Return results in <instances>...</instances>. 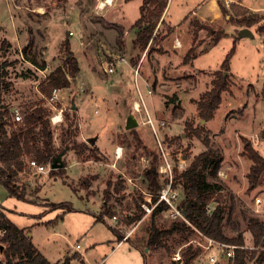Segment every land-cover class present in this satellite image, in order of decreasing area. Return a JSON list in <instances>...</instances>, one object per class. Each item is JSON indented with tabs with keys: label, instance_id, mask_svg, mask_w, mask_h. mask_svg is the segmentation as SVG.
<instances>
[{
	"label": "rangeland",
	"instance_id": "374dc122",
	"mask_svg": "<svg viewBox=\"0 0 264 264\" xmlns=\"http://www.w3.org/2000/svg\"><path fill=\"white\" fill-rule=\"evenodd\" d=\"M99 1L0 0V111L9 123L6 128L13 124L12 109L17 107L21 111L26 105L40 102L42 98L41 104L49 110V119L57 108L63 109L61 122L53 124L50 121L56 147L60 146L61 129L70 123L72 131L61 156L66 165L63 173L53 175L56 177L53 178L46 171L34 177L35 167L26 164L25 171L18 173L20 183L17 182V185L23 184L25 195L34 197L31 190L35 188L36 193L41 195V176L46 179L52 177L42 187L43 196L48 201H63L67 205L47 208L42 218L50 219L48 223H36L37 218L21 213H10V217L34 233L37 247L50 261L60 262L65 257H61L62 254L67 251L70 264H182L174 260L172 254L181 252L182 247L192 243L200 248L192 264H202L207 252L215 247L204 249L201 246L205 244L204 236L197 229L182 245H175L168 239L170 252L165 248H143L142 242L138 241L146 237L151 218L138 208L141 192L133 183L146 188L142 182L147 167L144 159L150 162V153L157 150L151 128L141 124L146 116L143 114L140 117L129 105L132 97L140 101L141 94L155 124H159L158 132L175 162L180 156L188 165L204 149L201 138L186 134V122H191L193 127L201 124L210 131L211 146L221 152L222 160L215 175L210 173L211 169L205 171L207 180L214 184L208 192V210L219 204L223 232L228 236L242 234L245 248L261 250L253 246L247 223L249 217L264 219V176L261 184L249 187L246 173L251 161L241 152L243 137H246L264 156V31L257 30L259 24H264V18L249 26L254 34L250 37L241 36L240 25L229 20V16L220 13L212 22L207 13V19H199L206 25L197 30V55L186 63L183 58L191 38L186 34L182 20L198 0H169L165 21L179 27L180 38L187 39L183 40V46L175 51V55L171 53L173 48L169 39L164 40L162 36L165 28L157 32L156 26L155 39L143 51L133 44L134 34L128 28L140 15L142 0H113L103 8H98ZM247 1L255 4L264 0ZM234 11L230 10L231 13ZM120 24L127 32L129 30V34L125 33L126 37L118 27ZM3 25L10 29L6 31ZM58 27L60 37L49 38ZM79 28L81 32L87 30L86 39ZM113 28L118 31L116 41L112 34H107ZM20 29H29L27 41L15 39V32ZM214 29L226 32L216 43L212 42ZM70 30L73 35L69 34ZM98 32L107 36L102 37ZM66 39L75 52L80 69L70 86L63 88L64 98L53 102L55 109L39 92L38 84L44 74L62 64L65 54L63 42ZM233 44L235 50L229 60V87L222 92V101L213 118L205 121L199 117L197 101L211 87L216 69ZM26 46L30 55L36 54L39 61L45 60V70L25 58L22 51ZM117 56L125 57L127 63H116L114 72H104L102 66ZM138 63L139 75L135 76L133 66ZM140 75L149 78L147 84L152 94L148 93ZM73 104L76 109H73ZM5 110L10 116H6ZM63 111L69 113L71 122L65 119ZM129 117L137 120L132 129L125 127ZM161 121L165 124L160 125ZM93 135L110 153L114 144L121 145V157L115 161L111 158L112 154H100L96 149L93 153L88 149L79 150L76 145L89 144L88 137ZM134 135L138 136L139 142ZM159 163L160 158H157V165ZM157 179L162 181L158 175ZM256 198H259V206L255 203ZM23 206L33 207L18 201V207ZM69 207L71 210L67 209ZM108 210L109 214H105ZM101 213L104 219L96 220ZM111 213L117 214V222L111 218ZM135 214L140 215L136 220L132 219L137 216ZM153 222L156 226L167 227L172 220L157 215ZM113 227L121 234L131 232L129 238L116 245L118 238ZM76 244L80 245L79 254L74 249ZM4 248L0 239L2 259ZM231 262L221 255L216 264ZM246 264L264 262L258 263L253 258L247 259Z\"/></svg>",
	"mask_w": 264,
	"mask_h": 264
},
{
	"label": "trees",
	"instance_id": "16d2710c",
	"mask_svg": "<svg viewBox=\"0 0 264 264\" xmlns=\"http://www.w3.org/2000/svg\"><path fill=\"white\" fill-rule=\"evenodd\" d=\"M167 3L168 0H142L139 7L140 15L132 23V27L137 28L132 42L134 45L140 47L141 51L155 39L156 35L154 31L162 18ZM218 6L224 16L229 15V20L239 24L240 27L255 25L264 18V14L258 15L257 13H251L252 11L244 7H237V10L231 13L219 1ZM192 25L195 27L193 41L186 50L183 58L186 63L191 62L197 55V47L199 44V41L197 42V30L205 28L198 21H193ZM257 30L263 32L264 24H259ZM223 35V30H215L212 42L216 43ZM28 46L24 47L22 51L25 58L39 69L46 68L45 60L39 61L36 54L30 55ZM63 46L65 48V54L62 64L49 71L39 81L38 90L45 97L50 95L54 87L61 89L69 87L79 72L78 59L70 48L68 39L63 42ZM234 50L235 44H233L225 55L220 68L216 70V77L211 80V87L204 91L197 101L199 117L205 121L213 118L215 109L222 101V92L229 87V60ZM41 102L42 98L40 102H34L22 108L20 111L22 121L20 122L13 120L11 112L13 124L8 125L10 126L9 129L6 128L9 123L3 118V114L0 111V184L6 189L9 196L16 197L20 200H28L23 184H21L22 186L17 185L16 182L18 173L25 170L28 160H34L37 164L43 166L47 165L57 153L63 151L72 135L71 124L69 123L66 128L61 129L60 146L56 147L54 143V132L49 119V110ZM4 112L6 116H10L8 110ZM63 113L65 119L71 122L69 113L65 111ZM185 124L186 134L201 138L204 145V149L194 156L193 160L185 169L179 171L177 168H174L175 181L183 183L184 198L181 204L183 213L190 224L183 220H176L172 221L167 227L156 226L153 220L165 208V204H159L150 214L151 221L147 229L146 237L139 238L138 241L142 242L143 248L147 247L151 250L165 248L170 252L171 249L168 245V239H171L175 245H182L188 242L190 235L197 229L202 234L217 241L237 245L238 247L235 248V255L232 259L233 264H246L247 259L250 260L253 258L258 263L264 262V219L257 217H249L248 219L247 225L252 235L253 246L261 248L258 251H250L244 247L242 234L228 236L223 232V215L222 208L219 204L212 210H208V192L213 189L214 184L207 180L205 171L211 169L210 173L215 175L222 160V155L218 149L211 146L210 131L208 129L201 124L196 127H193L191 122H186ZM134 136L137 142H139L138 136ZM90 138H88L89 144L78 143L76 145L79 150L82 148L88 149L92 153L95 149L97 151L94 144L96 136L95 141L92 143L90 142ZM241 153L251 161L248 172L246 173L249 187H256L261 184L262 177L264 176V156L258 152L250 139L246 137H243V150ZM93 155L96 156L95 154ZM149 157L150 162L144 170L142 182L148 190L156 191L161 186V183L157 179L158 173L156 171L157 158L159 159L158 149L152 150ZM64 167L50 168L48 172L50 175L60 173L64 170ZM43 204L49 208L67 205L63 201H45ZM138 208L140 209V207ZM67 209L71 210V207ZM7 211L8 209L0 203V229L5 230L0 238L5 246L3 251L5 261L4 263L0 262V264H70L71 258L68 256H65L60 262L49 261L33 244L24 229L16 225L8 217ZM105 212V214L107 212L109 214V210ZM103 215L101 213L96 217V220L104 219ZM139 216L137 215L132 219L136 220ZM113 230L117 235L118 241H120L124 234L119 233L115 227H113ZM199 252L200 248L198 246H194L192 243L186 244L181 248L180 252L182 264H192L198 257Z\"/></svg>",
	"mask_w": 264,
	"mask_h": 264
},
{
	"label": "built area",
	"instance_id": "2783aa9c",
	"mask_svg": "<svg viewBox=\"0 0 264 264\" xmlns=\"http://www.w3.org/2000/svg\"><path fill=\"white\" fill-rule=\"evenodd\" d=\"M112 1L113 0H100L98 2V8H103L105 5L111 4ZM69 34L70 35L73 34V31L70 30ZM119 62L127 63V60L123 56H117L114 59L107 61L106 64L102 66V70L106 73H112L115 71L116 63ZM133 71L135 76L139 75V63L136 66H133ZM40 72L43 73V70H40ZM146 86L148 88L147 89L148 93L152 94L150 85L146 83ZM63 91L64 90L61 88L54 87L52 88L51 93L48 97H45L44 95L43 96L51 105V107L56 109L53 102L59 101L60 99L64 98V95L62 94ZM139 95H140V101L137 99L132 100L131 109L134 112L138 113L140 117L143 116V114L146 116V118H143L141 120V124L149 125V127L153 132L160 158V163L157 165L156 171L158 173V176L162 179V181H160L161 186L156 191H151L148 190L147 188H142L139 185L133 183V185L141 192V199L140 198L138 199L139 207L143 210L144 215H150L153 212L154 208L157 207L159 204H165V208H163L160 211L159 215H162L163 217L172 221L183 220L188 224H190L183 213V207L181 204L184 198L183 183L175 181V172H174V168H177L179 171H181L185 169L188 165L184 162L183 159L180 158V156H177L178 162L177 161L175 162V159L172 157L168 149V146L165 144L164 138L161 137L158 132L157 127L159 124H155L152 116L150 115L147 109V105L142 99L141 94ZM56 110L57 112L50 117V121L53 124H57L63 120V116H62L63 109L60 107L57 108ZM12 118L14 121H18V122L22 121L20 108L15 107L14 109H12ZM164 124H165L164 121L160 122V125H164ZM82 137L83 139H85L83 134ZM121 155H122V146L116 145L114 148V158L117 160L118 158L121 157ZM144 160L146 162V165L148 166L149 160L146 158ZM28 164L35 167L36 172L48 171L50 169L49 167L50 163L43 166L41 164H37L34 160H28ZM255 203L257 204V206H259V198L255 199ZM258 210L259 209H256V211ZM111 218L115 222L118 221L117 214H113ZM4 232H5L4 229H0L1 235H3ZM130 233L131 232H126L122 236L121 240L118 241V244L121 243L122 240H127L130 236ZM202 235L204 236L205 244H201V246L204 249H209L212 246L215 247L214 250L207 252L206 257L203 260L202 264H216L219 261L221 255H223V257H225L226 259L232 261L235 255V248L238 247L237 245L227 244L221 241H217L204 234ZM74 247L77 251H79L80 249L79 244H76ZM172 258L182 263L181 253L179 251L174 252L172 254ZM0 262L4 263V258L3 259L0 258ZM100 263H95V264H100ZM231 264H233V262H231Z\"/></svg>",
	"mask_w": 264,
	"mask_h": 264
},
{
	"label": "crops",
	"instance_id": "0c3cea01",
	"mask_svg": "<svg viewBox=\"0 0 264 264\" xmlns=\"http://www.w3.org/2000/svg\"><path fill=\"white\" fill-rule=\"evenodd\" d=\"M218 1L222 4V5H224L226 8H228L229 10H233V9H235V10H237V7L239 8V7H244V8H247V9H249L250 11H252V12H258V13H264V1H259V2H257V3H255V4H251L250 2H248L247 0H198L197 2H196V5L194 6V7H192L191 8V10H189L188 12H187V14L184 16V18H183V20H182V22H183V24H185V31H186V34L187 35H189L190 36V40H189V42H190V45H191V43H192V41H193V37H192V33H193V30H192V27H193V25H192V22L193 21H198V22H201L202 24H204V25H206L205 23H203L202 21H199V19L200 20H205V19H207V13H209L210 14V20L209 21H215L219 16H220V13H221V11H220V8H219V6H218ZM226 1H227V3H226ZM250 1V0H249ZM168 3H169V0H168ZM168 3H167V6H166V8H165V10H164V12H163V14H162V18H161V20H160V22L158 23V25H157V32L159 31V30H163V28H165L166 30H164L163 31V33H162V36L164 37V40H166V39H169V42L172 44V48H173V51H171V53H173L174 55L176 54L175 53V51L177 52V49L178 48H180V47H182L183 46V40L184 41H187V39H186V37H183L184 39H181L180 37V35H182V34H180V32H181V29L179 28V27H177V26H175V25H172L171 24V22L170 23H168L167 21H165V18H166V14H167V9H168ZM229 15H226L225 17H228ZM139 17V16H138ZM137 19V18H136ZM135 19V20H136ZM134 20V21H135ZM133 21V22H134ZM132 22V23H133ZM132 23H130L129 24V28L128 29H131L132 30V32H133V36H132V40H133V38H134V36H135V34H136V31H137V28L136 27H132ZM1 24V23H0ZM4 26V25H3ZM119 27V29L120 30H123L124 31V37H126L127 35H125V33L127 32V29L124 27V26H122L121 24L118 26ZM9 27H6V26H4V29L7 31V29H8ZM103 28V27H102ZM10 29V28H9ZM88 29V28H87ZM104 29V28H103ZM59 30H60V28L58 27L56 30H55V32L53 33V35H49V38H55V39H57V38H59L60 37V35H61V33H59ZM215 30V29H214ZM79 31H80V28H79ZM101 31V30H100ZM180 31V32H179ZM223 31H224V29H223ZM81 32V31H80ZM87 30H84V32H81V34H83L82 36L86 39V36H87ZM214 32V31H213ZM29 33V29L26 31V30H22V29H20V30H18V31H16L15 32V39L16 40H18L19 42H22V41H27L28 40V34ZM128 34H129V30H128V32H127ZM226 32L224 31V34H225ZM98 34L100 35V36H104V35H106L107 36V34L108 35H110V34H112V36L114 37V40L116 41V38H117V34H118V31L116 30V28H113L111 31H108L107 32V34L105 33L104 34V32H98ZM71 35H73V34H71ZM263 35V34H262ZM102 36V37H103ZM122 36V37H123ZM123 37V38H124ZM263 37H264V35H263ZM188 38V37H187ZM17 41V42H18ZM254 42H256L257 40H253ZM70 42H71V40H70ZM218 42V41H217ZM190 47V46H189ZM188 49V48H187ZM74 50V49H73ZM75 53V52H74ZM230 66V65H229ZM46 67H47V65H46ZM220 68V67H219ZM218 68V69H219ZM46 68H44V70H45ZM52 70V69H51ZM217 70V69H216ZM231 72V70H230V67H229V71H228V73H229V75L231 74L230 73ZM45 75V74H44ZM262 75H263V77H264V67H263V70H262ZM141 76V75H140ZM142 78H143V75L141 76ZM148 78V77H147ZM147 78H143V80L145 81V83H147V80L149 79H147ZM154 78V77H153ZM154 79H152V81H153ZM155 81V80H154ZM132 100H134L133 99V97L131 98ZM132 100H131V102H132ZM126 101V100H125ZM127 104H129V102H127ZM130 106H131V104H129ZM78 111V110H77ZM79 121H80V124H82L81 123V119H79ZM88 123H86V125H87ZM96 135H93V137H95ZM90 137H92V136H89L88 138H90ZM97 136H96V141H95V146H96V148H97V152H102V153H104V154H106V155H111L112 157V159L113 160H115L116 161V159L114 158V148H115V146H116V144H114V147H113V150H112V152L110 153V152H108L105 148H104V146H102V144H100V143H98V141H97ZM98 148H100V151H99V149ZM101 154V153H100ZM64 155V154H63ZM62 155V156H63ZM65 167H66V165H64ZM65 167H64V170H65ZM64 170H62V172H60V173H63V171ZM23 171H25V170H23ZM43 172H46V171H43ZM42 172V173H43ZM39 172H36V171H34L33 172V175H34V177L35 176H38L39 174H38ZM60 173H55V174H53V175H59ZM49 174V173H48ZM50 175V174H49ZM53 175H50V176H53ZM42 177V180H43V183H42V187H43V185L45 186L46 185V183H48L49 182V180L52 178H50V179H46V177L45 176H41ZM53 178H56L55 176H53ZM59 179L62 181V179L59 177ZM16 182H19L20 183V181H18V175H17V180H16ZM22 184V183H21ZM42 187H41V190H40V193H41V195H39L38 193H36V188L35 189H33V190H31V191H34L33 193L35 194L34 195V197H28L27 195H26V197L28 198V200H20V199H17L16 197H12V196H9L8 195V193H7V191H6V189L0 184V203L6 208V209H8V211H7V215H8V217L11 219V220H13L11 217H10V213L11 214H23V216H27V217H31V218H37V220H36V223H48L49 221H50V219H48V220H45L44 218H42L43 216H44V213H46V211H47V208H49V207H47L46 205H44L43 203L45 202V201H48V200H46V198L43 196V191H42ZM30 191V192H31ZM38 194V195H37ZM12 198H14V199H12ZM11 200H13V201H11ZM15 200H17V201H15ZM18 201H21V202H23V203H26V205H29V206H33V207H25V206H23V207H18ZM12 205V206H11ZM14 221V220H13ZM14 223L16 224V225H18L19 227H21V228H23L24 229V231H25V233L31 238V240H32V242H33V244L37 247V244L35 243V240H34V233L32 232V231H30V229H25V226H20L19 224H17L15 221H14ZM116 245H119L118 244V242H117V244ZM37 249L41 252V250L37 247ZM75 249V248H74ZM75 252L76 253H78L79 254V252H80V249H79V251H77L76 249H75ZM42 253V252H41ZM43 254V253H42ZM66 254H67V251H64V253L62 254V256L61 257H63L64 255L66 256ZM44 255V254H43ZM45 256V255H44ZM46 257V256H45ZM60 257V258H61ZM47 258V257H46ZM59 258V259H60ZM48 259V258H47ZM49 260V259H48ZM50 261V260H49ZM51 262H55V261H51Z\"/></svg>",
	"mask_w": 264,
	"mask_h": 264
},
{
	"label": "water",
	"instance_id": "95a60500",
	"mask_svg": "<svg viewBox=\"0 0 264 264\" xmlns=\"http://www.w3.org/2000/svg\"><path fill=\"white\" fill-rule=\"evenodd\" d=\"M239 33H240L241 36L253 37V35H254L252 33V31L249 29V27H246V26L245 27H241V29L239 30ZM72 107H73V109H76L74 104L72 105ZM136 125H137L136 118L129 117L127 119V121H126L125 127L127 129H129V128L135 127ZM94 141H95V137H91L90 138V142L92 143ZM63 152L64 151L59 152L53 157V159H52V161L50 162V165H49L50 168L54 169V168H60V167L64 166V162H63L62 157H61Z\"/></svg>",
	"mask_w": 264,
	"mask_h": 264
}]
</instances>
